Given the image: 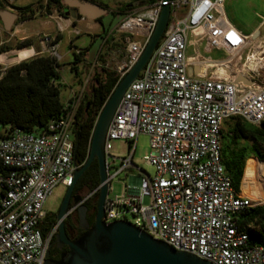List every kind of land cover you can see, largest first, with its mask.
<instances>
[{
    "label": "built area",
    "instance_id": "1",
    "mask_svg": "<svg viewBox=\"0 0 264 264\" xmlns=\"http://www.w3.org/2000/svg\"><path fill=\"white\" fill-rule=\"evenodd\" d=\"M224 1L153 0L126 11L108 33L123 45V56L114 61L105 48L98 54H107L102 65L116 73L117 83L140 56L162 4H169L166 28L124 91L106 130L108 187L102 220L127 221L172 248L213 264H264V246L249 245L248 234L238 222L239 214L254 206L252 200L234 189L221 157L223 121L230 116L256 125L263 121L264 88L189 73L200 62L198 53L187 55L190 46L205 40L207 47L231 54L246 43L247 35L227 19ZM230 28L237 34L228 33ZM38 38L42 52L59 61L62 56L54 37ZM79 48L71 44L68 51L78 53ZM84 87L85 83L80 91L71 92L60 115L41 132L0 123V162L10 168L0 175V264L44 261L57 229L56 224L47 232L41 230L44 200L55 186H69L83 164L73 158V120ZM139 134L148 137L151 151L143 159L153 167V174L132 162ZM115 139L127 142L126 156L108 153L109 142ZM108 156L117 159L119 166H111ZM130 167L140 174L129 177L121 194L109 195L110 180ZM98 189L99 185L72 203L68 215L91 201ZM144 196L149 198L147 204L142 202Z\"/></svg>",
    "mask_w": 264,
    "mask_h": 264
},
{
    "label": "trees",
    "instance_id": "2",
    "mask_svg": "<svg viewBox=\"0 0 264 264\" xmlns=\"http://www.w3.org/2000/svg\"><path fill=\"white\" fill-rule=\"evenodd\" d=\"M4 1L0 0V10L5 8ZM132 1L138 3L137 5H142L153 0ZM36 3L38 4V2ZM33 5L15 8L21 12H29ZM128 6L129 3L127 2L121 8L126 9ZM44 7L47 10L53 8L61 14H65L67 8L63 0H46ZM249 33H245V35ZM55 38L59 39L60 35H55ZM109 41L108 38L106 43ZM31 45H33L32 38L26 37L18 41L16 47L22 48ZM79 49L78 53H71L72 61L69 70L78 83L82 85L81 70L77 68V64L86 60L88 48L80 47ZM101 57L102 55L98 54L96 60L101 61ZM59 68L60 63L58 61L43 53H37L6 67L0 73V123L28 132L38 133L43 131L48 122L58 117L62 112L63 102L60 99L61 75ZM93 68L91 81L87 88L82 91L73 120V133L77 142L75 161L78 164L83 163L87 158L88 141L96 117L117 81L116 73L112 69L106 68L102 64ZM227 120L229 124L226 131L221 130V157L224 170L230 177L234 189L239 192L240 186L241 191L244 193L241 183L246 169H249L253 185L256 189H259L264 176V162L259 163L255 174L254 161L247 159V157L250 154H256L264 161V120L258 125L251 124L240 116H230ZM1 134L0 136H2ZM245 142H249V145ZM9 171L10 168L0 162V175H5ZM98 184V165L96 159H94L75 182L73 191L78 193L83 188L92 190ZM97 194L91 201L84 202L87 207L86 218L90 223L94 221ZM2 195L3 188L0 186V199ZM74 213L76 211L67 215L64 219L69 229L76 227L77 219L74 217ZM238 222L248 234L249 245L264 246V205L248 207L239 214ZM56 224L55 212L46 213L41 230L47 232ZM57 254L56 249L49 251L51 258H56Z\"/></svg>",
    "mask_w": 264,
    "mask_h": 264
},
{
    "label": "water",
    "instance_id": "3",
    "mask_svg": "<svg viewBox=\"0 0 264 264\" xmlns=\"http://www.w3.org/2000/svg\"><path fill=\"white\" fill-rule=\"evenodd\" d=\"M63 3L71 8V16H74L73 8L79 16L91 20L110 14L106 7L97 4L93 0H63ZM132 5L134 3L129 4V6ZM169 12L168 2L162 4L155 27L140 56L119 79L100 109L92 129L87 158L75 170L72 182L66 187L60 204L55 211L57 231L54 235V242L58 248L64 245L66 248L60 250L58 258H51L49 249H47L42 264H213L192 253L176 250L166 242L153 238L146 231L127 221L116 220L106 223L102 220L103 203L108 187L103 147L106 130L124 91L142 70L162 36L168 22ZM0 13L4 29L10 30L16 14L6 9L0 10ZM120 18V15L112 18L109 30ZM103 22L102 18L100 23L104 27ZM257 33L258 30H255L252 36ZM99 38L102 40L101 36ZM229 78L237 84L242 82L243 84H251L249 86L254 85L250 79L242 77L240 74L233 75L230 73ZM76 147L77 142L74 136V159ZM94 159L97 161L99 175L94 221L90 226L86 218L87 207L84 203L79 204L76 213L78 225L83 229V232L71 239L65 231L64 219L68 215L71 203H77L80 200L78 194L72 195L73 186Z\"/></svg>",
    "mask_w": 264,
    "mask_h": 264
},
{
    "label": "rangeland",
    "instance_id": "4",
    "mask_svg": "<svg viewBox=\"0 0 264 264\" xmlns=\"http://www.w3.org/2000/svg\"><path fill=\"white\" fill-rule=\"evenodd\" d=\"M30 1H34V0H15V3L25 4ZM45 1L46 0H38L37 1L38 4L34 3L33 7L35 11L37 10L38 12H40L37 15H35V17L42 16L50 20L51 23L45 26V30L49 31V29L54 27V25L57 26V33L60 35V38L56 39L54 35L55 41L59 42V40L61 39V34L63 33L61 43L60 44L58 43L59 47L57 49V52L62 56L58 62L60 63L59 71L61 75L60 99L62 100V102H64L70 96L72 91L74 92L80 91L82 85L78 83L73 73L70 72L69 70V66L71 65L70 62L72 61L71 52H68L66 55L63 54L64 52L68 51V48L70 47L72 42L75 47L88 48L86 60L77 64V68L81 70L80 79L82 81V84L85 83L84 89H86L91 81V77L94 69L88 63H92L94 61L96 53L101 44V39L99 38V36L98 35L95 36L96 33L100 31V28L98 26L97 20H87V19L82 20L80 23L76 22L75 20H72L71 23L69 24L70 26L68 28H64V25L62 22H60L61 21L60 19L68 18L67 13L61 14L59 11L53 8L47 10V8L44 7ZM103 1L106 3L108 9L113 11H119L122 9L121 8L122 5L130 0H103ZM39 3L41 6L39 5ZM4 5L5 8L9 7L11 8L12 11L19 14L18 22L22 18H29L32 14L30 12L18 11L15 7L11 6L6 1H4ZM223 6L227 19L236 29L240 30L243 34L250 32L249 34H247L246 43L237 52L227 54L223 50H216L207 47L206 41L202 40L200 42V45L190 46L188 49V53L192 55L198 53L203 57H208L210 59H221L222 61H226L234 69L236 74H241L238 72V70L243 69L244 75L243 74L242 75L250 79L254 83V85H252L253 87L264 88V0H225ZM138 7H140V5H138L137 7L131 10L137 9ZM103 20H104L103 22L104 30L108 31L111 28L110 23L112 21V17L110 14H108L103 17ZM22 25L23 26H21L20 23L14 22V27L21 26L25 30V33H27L30 30L29 29L30 27L28 26L29 23L28 22L23 23ZM73 26H77V28H74ZM255 30H258V33L252 36V33ZM7 32L8 31H5L0 26V41L2 38L8 36ZM21 35H25V34H21ZM41 36L42 37L47 36V34L40 32L38 34V37ZM109 39L110 41L104 45L105 47L104 46L103 47L106 50L112 52L114 61H118L123 56V45L120 42L112 41L111 37H109ZM20 40L21 39L17 37H12V40H10L9 42H0V50H3L0 51V55L11 54L13 51L18 50L19 48H17L16 45ZM36 41H37L36 37L33 35L32 36L33 46H36L37 44ZM252 54H255V58H256L254 61V65H256L253 68L254 70L248 64H246L248 60V56ZM103 55L105 58L108 57L105 52L103 53ZM14 63L16 62L15 61H8L5 63L0 62V73H2L6 67ZM244 64H246L245 67L242 66ZM109 65L111 66V62ZM244 84L248 86L251 85L249 83H244ZM228 124L229 121L227 119L225 120V122L222 123L221 130H223V132L226 131ZM245 143L249 145V142H245ZM109 144L110 146L108 149V153L110 155L112 156L127 155L126 141L115 139V140H110ZM131 144H133V142ZM150 151L151 150L149 147L148 137L144 134H139L134 141L132 162L138 168H140L142 172L153 174L154 172L153 167L148 163H146L143 159V157L145 155H148ZM107 158L111 166L113 167L119 166V161L117 159L113 160L110 156H108ZM247 159H252L255 162L256 168H258L260 162H264L256 154H250L247 157ZM249 163H251V161H249ZM138 174L140 173L135 167H130L127 168L125 171L119 173L117 176L113 177L109 182V185L111 186V191H109V195L113 196V195L121 194L123 184H127L129 177L137 176ZM241 185L244 193H246L248 197H250V199L252 200L253 205H264V176L262 179L261 187L259 189H256L252 182L250 170L246 169ZM65 189H66L65 187L58 185L51 190V193L46 197L43 203V209L46 213L55 212L57 210L61 198L63 197V194L65 192ZM89 191H90L89 189L83 188L79 191V193L84 195ZM239 192L243 193L240 187H239ZM148 201H149L148 196H144L142 198V202L144 204H147Z\"/></svg>",
    "mask_w": 264,
    "mask_h": 264
},
{
    "label": "crops",
    "instance_id": "5",
    "mask_svg": "<svg viewBox=\"0 0 264 264\" xmlns=\"http://www.w3.org/2000/svg\"><path fill=\"white\" fill-rule=\"evenodd\" d=\"M5 1L8 4H10L11 6H13V7H23V6H27V5H30V4H34L38 0L30 1V2L25 3V4H16L15 0H5ZM6 7H8V6H6ZM4 9L12 11L11 8H9V7L8 8H4ZM12 12H14V11H12ZM29 12L32 13L31 16L29 18H22L21 20H19V22H18V18H19L18 15L19 14L14 12L16 14V18L14 19L10 30H8V32H7L8 36H6L5 38H2L0 42H9L10 40H12V37H17L19 39H23V38H26V37H31L32 38V36L34 35L36 37V40H37L36 41L37 42L36 46L31 45V46L19 48L18 50H20V49L24 50V52H23L24 54L21 57H19L17 60H9L10 57L12 56L11 54H2V56L4 58H7V59H6V61L0 60V62H2V63L8 62V61L18 62V61H20L22 59L28 58V57H30L32 55L37 54V53H43L42 52V45L39 42L38 34L40 32H42V33H46L47 35H49L51 37H54V35L58 34L56 25H54V27L50 28L49 31L45 30V26L50 24L51 22H50L49 19H47L45 17H42V16L35 17V15H37L40 12H38L37 10L35 11L34 7H31ZM85 19L86 18H83V17L75 18L74 16L69 15L68 18H61L60 22L63 23L64 28H68L70 26L69 24L71 23L72 20H75L76 22L80 23L82 20H85ZM87 20H91V19H87ZM14 22L15 23L16 22L20 23L21 26H23L22 25L23 23H27L28 22L29 23L28 26L30 27L29 28L30 30L27 33H25V30L21 26L20 27L19 26H15L14 27ZM0 26L4 29L1 13H0ZM98 26L100 28V31L98 33H96L95 36H97L102 30V33H104V36H101V37H104V39L107 40L110 37V34H108L110 31H106V33H105L104 27L101 26L99 22H98ZM73 27L77 28V26H73ZM5 31H7V30H5ZM19 32H21V33H19ZM21 34H25V35H21ZM62 35H63V33L61 34V39L58 42L59 44L61 43ZM101 43H102V40H101ZM72 44H73V42H72ZM232 49L233 48H231V51H232ZM68 50H69V48H68ZM102 50H104V47L101 46V44H100V47H99V49H98V51L96 53L95 59L97 57V54L100 53L99 51H102ZM68 52L69 51L64 52L63 55H66ZM110 53H112V52H110ZM43 54H45V53H43ZM187 55L193 56L192 54H189L188 51H187ZM95 59H94V61H95ZM196 59L200 61L199 64H198V69H197V66H193L192 70L189 69V73H191V74L197 73L199 75H203L204 74V75H207V76L209 75V76H212V77H215V78H229V75H226L227 73L224 72V70H217L218 68L216 67L217 65H220L222 63L228 64L226 61H222L221 59H210L208 57H203L200 54H199V56L196 57ZM102 60L103 61L106 60L103 55L101 57V61H99L100 64L99 63L94 64L95 62L93 61L92 63H89V65L91 67L100 66L102 64ZM205 61H207V62L205 63ZM228 65L230 66V64H228ZM202 67H203V69H202ZM233 72H234V69L230 66V69H228V73L229 74L231 73V74L234 75ZM229 79H231V78H229ZM254 164H255V162H254ZM255 171H256V166H255ZM242 194H246V193H242ZM246 196H248V195L246 194Z\"/></svg>",
    "mask_w": 264,
    "mask_h": 264
},
{
    "label": "flooded vegetation",
    "instance_id": "6",
    "mask_svg": "<svg viewBox=\"0 0 264 264\" xmlns=\"http://www.w3.org/2000/svg\"><path fill=\"white\" fill-rule=\"evenodd\" d=\"M93 1L96 2V3L99 4V5H102V6L106 7V8L108 9V7L106 6V3H105L103 0H93ZM128 3H129V4L134 3V1L130 0V1H128ZM137 4H138V3H134V5H132V6H128L126 9H121V10H119V11H113V10L108 9V12H109L110 14H112V15H111L112 18L115 17L116 15H120L121 18H122V16L126 13V11L131 10V9L137 7V6H138ZM73 11H74V17H75V18H80V17H81V16H79V15L77 14V12H76V10H75L74 8H73ZM65 12L67 13L68 16L71 15V8H69V7L67 6ZM103 16H104V15H103ZM103 16L100 17V18H98V19H95V20H99L98 22L100 23V21H101V19L103 18ZM121 18H120V19H121ZM120 19H119L118 21H120ZM100 25L102 26L101 23H100ZM98 36H104V33H102V30H101V32L98 34ZM104 44H106V39H104V37H102V43H101V46H104ZM76 151H77V147H76ZM75 154H76V152H75ZM75 194H78V195L80 196V198L83 196V194H81V193H79V192H78V193H75V192L72 190V195H75ZM61 199H62V198H61ZM71 204H72V203H71ZM74 217H76V219H77V213H74ZM92 224H93V223H90V222H89V225H90V226H91ZM64 228H65L66 233L68 232L67 235H68L71 239L77 237L79 234H81V233L83 232V229H82L81 227H79V225H78V219H77L76 227H75L74 229H69V227H67V225L65 224V222H64ZM65 248H66L65 245L62 246L61 248H58V247L56 246V243L54 242V239H53V241L50 243V245H49V247H48L49 251H50L51 249H56V250H57V253H58V254H57V257H56V258H58L60 250H61V249H65Z\"/></svg>",
    "mask_w": 264,
    "mask_h": 264
},
{
    "label": "bare ground",
    "instance_id": "7",
    "mask_svg": "<svg viewBox=\"0 0 264 264\" xmlns=\"http://www.w3.org/2000/svg\"><path fill=\"white\" fill-rule=\"evenodd\" d=\"M229 31L230 32H228V33H230V34H232V35H236L237 33L232 29V28H230L229 29ZM230 39H232L233 40V38H230ZM232 48H234V46H232ZM24 50L23 49H20V50H15V51H13L12 53H11V57H10V59L9 60H17L19 57H21L24 53ZM6 59L7 58H4L2 55H0V60H2V61H6ZM255 54H252V55H250V56H248V60H247V62H246V64H248L252 69L254 68V66H256V65H254V61H255ZM8 61V60H7ZM257 61V60H256ZM207 61H205V63H206ZM246 64H244V65H242V66H246ZM202 65V64H201ZM214 65V64H213ZM209 66V65H208ZM218 69L217 70H224V72H226L227 74L226 75H229V73H228V69H230V66L228 65V64H226V63H222V64H220V65H217L216 66ZM210 68V67H209ZM202 69H203V67H202ZM245 69V68H244ZM254 70V69H253ZM238 72L239 73H241L240 75H244V73H243V69H239L238 70ZM234 74H236L235 73V71L233 72ZM242 75V77H244ZM245 180H246V178H245ZM245 180H243V181H245Z\"/></svg>",
    "mask_w": 264,
    "mask_h": 264
}]
</instances>
